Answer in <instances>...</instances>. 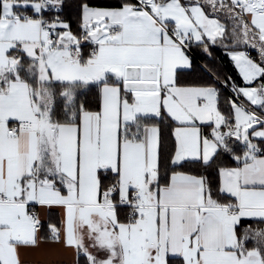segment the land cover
Here are the masks:
<instances>
[{"label": "snow or ice", "instance_id": "1", "mask_svg": "<svg viewBox=\"0 0 264 264\" xmlns=\"http://www.w3.org/2000/svg\"><path fill=\"white\" fill-rule=\"evenodd\" d=\"M0 264H264V0H0Z\"/></svg>", "mask_w": 264, "mask_h": 264}, {"label": "trees", "instance_id": "2", "mask_svg": "<svg viewBox=\"0 0 264 264\" xmlns=\"http://www.w3.org/2000/svg\"><path fill=\"white\" fill-rule=\"evenodd\" d=\"M216 55H217V57H222L223 53L222 52H217ZM226 70L230 71V72H235L234 67L230 63L227 65Z\"/></svg>", "mask_w": 264, "mask_h": 264}]
</instances>
